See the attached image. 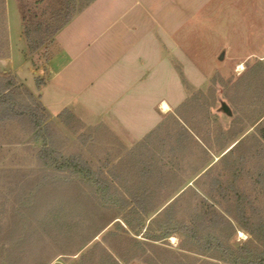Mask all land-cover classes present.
<instances>
[{"label":"trees","instance_id":"1","mask_svg":"<svg viewBox=\"0 0 264 264\" xmlns=\"http://www.w3.org/2000/svg\"><path fill=\"white\" fill-rule=\"evenodd\" d=\"M95 1L51 0L41 14L25 13L23 36L30 54L54 50L57 35ZM179 110L137 144L118 150L117 158L109 154L100 162L92 144L76 140L66 146L41 96L0 74V126L16 121L29 127L37 161L31 172H16L10 195L0 192V264H51L60 256H77L74 264H264V210L252 208V199L236 186L243 141L221 146V157L213 163ZM58 118L67 126L82 123L68 110ZM193 141L208 157L185 179L180 175L185 144ZM221 164L231 173V184L223 181V172L216 173ZM169 176L177 184L163 196ZM208 182L219 199L194 187ZM184 204L187 219L182 218ZM100 210L116 213L107 218ZM119 217L123 223L116 221ZM111 224L113 229H107ZM239 230L249 235L244 243L235 242ZM174 236L181 240L179 250L167 245Z\"/></svg>","mask_w":264,"mask_h":264},{"label":"rangeland","instance_id":"2","mask_svg":"<svg viewBox=\"0 0 264 264\" xmlns=\"http://www.w3.org/2000/svg\"><path fill=\"white\" fill-rule=\"evenodd\" d=\"M50 1L0 0V74L12 77L24 91L44 97V102L50 105V111L53 112L55 106L51 104L50 89L44 86L49 79L47 59L53 48H42L41 51L30 54L23 36V15L28 12L41 14L48 8ZM209 14L207 21L195 32V36L203 38L197 40L201 43L200 46L190 49L196 53L174 56L176 73L181 83L180 73L183 74L189 88L182 83L183 95L174 102V113L183 103L191 101L192 105L181 108L179 114L185 116L186 122L197 135V141L210 150L213 163L221 157H217L221 153V146L243 141L237 150V157L241 160L237 190L252 199V208L258 212L263 211L264 0H235L221 7L212 6ZM5 48L8 53L2 58ZM222 52L225 53V58L219 61ZM220 101L227 102L232 109V117L219 112ZM50 115L55 130L67 147L74 145L76 140L92 144V155L100 162L109 154L117 158L120 154L118 150L131 147L120 137L108 133L105 127H91L83 122L81 125L72 123L67 126L58 118L57 112ZM72 126L76 128L75 132L70 129ZM29 134V127L16 121L0 126V192L3 196L10 195L8 187L15 183L17 171L31 172L37 167L36 151L31 145ZM185 148L184 172H179L187 179L202 164L206 155H202L204 153L198 149L196 141L187 142ZM217 168L216 173H222L224 166L221 164ZM222 175L223 181L231 184V173L226 171ZM169 177L164 183L163 196L170 195L173 185L177 184L173 181V176ZM189 185L194 184L191 182ZM194 187L203 188L206 193L214 194L219 199L218 190L215 192L216 188L209 182L203 186L196 184ZM235 193L236 191L232 192L233 196ZM182 207L185 208L182 218L187 219L189 212L185 204ZM252 208H248V213H253ZM100 213L111 218L116 212L100 210ZM121 217L116 221L123 223ZM112 225L107 229L112 230ZM105 234L106 231L97 239L100 240ZM138 238L144 239L141 236ZM248 239L249 235L241 230L235 236V242L239 243ZM180 244L181 240L177 236L167 239V245L173 250H179ZM76 258L77 256H60L51 264H74ZM134 264L142 263L138 261Z\"/></svg>","mask_w":264,"mask_h":264},{"label":"crops","instance_id":"3","mask_svg":"<svg viewBox=\"0 0 264 264\" xmlns=\"http://www.w3.org/2000/svg\"><path fill=\"white\" fill-rule=\"evenodd\" d=\"M233 2L96 0L57 35L44 85L53 112L68 110L84 124L137 144L174 114L183 95L174 56L196 53L190 49L203 38L195 32L211 7Z\"/></svg>","mask_w":264,"mask_h":264},{"label":"water","instance_id":"4","mask_svg":"<svg viewBox=\"0 0 264 264\" xmlns=\"http://www.w3.org/2000/svg\"><path fill=\"white\" fill-rule=\"evenodd\" d=\"M225 58V53L222 52L221 55L219 56L218 60L219 61H223ZM221 103V107L219 109V112L224 113L225 115L232 117L233 116V112L232 109L230 108V106L227 104V102L225 101H220Z\"/></svg>","mask_w":264,"mask_h":264},{"label":"bare ground","instance_id":"5","mask_svg":"<svg viewBox=\"0 0 264 264\" xmlns=\"http://www.w3.org/2000/svg\"><path fill=\"white\" fill-rule=\"evenodd\" d=\"M162 108L164 109V110H169V106L167 105V104H163V106H162Z\"/></svg>","mask_w":264,"mask_h":264}]
</instances>
